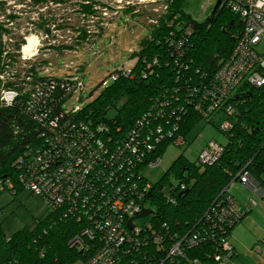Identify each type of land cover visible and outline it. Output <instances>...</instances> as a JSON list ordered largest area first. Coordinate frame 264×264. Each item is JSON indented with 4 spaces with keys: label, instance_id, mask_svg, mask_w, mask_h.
<instances>
[{
    "label": "trees",
    "instance_id": "1",
    "mask_svg": "<svg viewBox=\"0 0 264 264\" xmlns=\"http://www.w3.org/2000/svg\"><path fill=\"white\" fill-rule=\"evenodd\" d=\"M186 1L154 2H159L156 12L140 11L129 2L117 9L116 17L135 18L148 37L130 51L132 68L116 70L113 82H102L98 96L82 105L85 86L79 78L48 73L52 65L46 59L22 60L25 42L10 33L11 16L0 0V190L16 195L33 175L49 173L55 166L54 181L62 186L71 181L63 186V194L69 195L64 204L54 210L45 204L48 214L33 228L5 237L0 225L8 254L3 264H84L97 258L116 226L112 203L127 190L135 199L142 197V210L148 203L153 214L138 233L130 228L133 242L125 239L119 250L116 242L111 244L105 256L117 254L114 264H220L234 257L228 240L251 206H240L234 219L221 216V211L231 198L229 186L244 174L264 188V86L243 83L234 93L217 96L214 77L232 55L242 22L222 0L207 23L194 21L185 10ZM29 3L39 10L49 4L75 5L82 18L96 15L92 0ZM111 23L99 26L93 40ZM57 30L78 34L74 44L56 48L74 54L90 34L66 20ZM260 72L264 75L263 65ZM3 92L13 93V99L2 102ZM208 108L224 113L218 130L227 144L217 143L222 149L218 159L203 164L199 157L190 162L179 156L158 184L147 182L141 169L160 160L173 140L185 138ZM109 111L115 112L112 119H107ZM225 123L229 127L224 128ZM77 148L85 150V156L80 157ZM86 156L97 157L84 162ZM74 158L79 168L87 167L82 181L73 180ZM169 174L178 183L164 193ZM175 245L177 255L171 253Z\"/></svg>",
    "mask_w": 264,
    "mask_h": 264
},
{
    "label": "rangeland",
    "instance_id": "2",
    "mask_svg": "<svg viewBox=\"0 0 264 264\" xmlns=\"http://www.w3.org/2000/svg\"><path fill=\"white\" fill-rule=\"evenodd\" d=\"M1 1L5 4V13L7 12L11 16L8 21L10 22L9 31L12 32L13 37H22L25 43L27 38L34 41L30 55H24L21 51L22 60L46 59L52 65L47 70L48 73H54L53 75L57 78H79L85 86V92L81 99L82 105H86L104 89V86H100L102 82L109 85L113 82L112 74L116 70L132 68L133 62L129 60L130 51L137 50L141 40L148 37V30L135 18L123 14L116 17L117 9L125 8L126 2H129L128 4L131 6H140L142 8L140 11L154 9L153 11L156 12L155 10H159L157 7L159 2L152 3L160 0L144 2L140 0H92L96 4H89L94 6L92 11L96 15L93 17L88 15L85 18H82L75 5L55 6L49 4L47 8L39 10L30 4L29 0ZM217 1L187 0L185 10L194 21L205 22ZM99 4H103L107 8L104 9ZM144 5L145 7H143ZM72 10L75 12L73 13ZM140 19L145 21L144 18ZM65 20L66 24L69 22L76 28L80 26L90 32L84 44L81 43L84 46H78L80 49L75 54L56 49L60 46L74 44L78 36L71 30H57V25H63ZM80 20L83 21L80 22ZM111 20L112 23L103 35L98 40H93L98 27L103 28ZM46 31H48L47 36ZM92 40L96 42L90 47ZM256 49L259 54H264V40L259 43ZM262 59L264 67V57ZM56 60L58 61L55 63ZM90 94L92 97H88ZM114 116L115 112L109 111L107 119H112ZM209 117L211 118H199L191 124L188 133L183 138L185 144L182 147L173 143L167 145L157 165L141 169V175L147 182L152 185L158 184L179 156L193 162L210 141L222 146L227 144V138L218 130L224 121V113L212 111ZM261 180L264 182V173ZM177 183L173 180L172 174H169L168 181L164 184L162 191L168 192L170 186L176 187ZM228 191L233 192L240 203L248 204L250 202L251 207L250 212L241 220L240 224L236 225L229 237L228 244L234 248L235 253L233 258L227 260V264H264V250L258 254L260 248L264 249V198L260 199L255 192L250 193L249 188L238 181L231 183ZM240 193H245V196L240 198ZM144 210L153 211V208L145 203ZM47 214L45 203L29 194L26 189H22L16 195L6 190H0V225L5 237H10L13 233L24 228H33L36 222L44 220ZM149 219L150 217L136 219L133 221V225L139 229L141 226L148 225ZM257 249L258 252H256ZM7 258V251L0 240V264H3Z\"/></svg>",
    "mask_w": 264,
    "mask_h": 264
},
{
    "label": "built area",
    "instance_id": "3",
    "mask_svg": "<svg viewBox=\"0 0 264 264\" xmlns=\"http://www.w3.org/2000/svg\"><path fill=\"white\" fill-rule=\"evenodd\" d=\"M222 3L226 8H229L239 17L242 22L243 30L235 43L232 55L226 62L223 63L214 77V90L216 91L217 96L221 98L232 93L237 86L243 83L257 88L264 86V75L260 72V67L263 65V59L260 55H258L256 49L259 43L264 40V0H222ZM13 97V93L3 92L1 101L10 102ZM212 110L214 109L208 108L203 111L201 113L202 116H200L208 119ZM227 127H229V125L228 123H225L224 128ZM156 132H160V130L156 129ZM160 139H162V137H160ZM173 141V144L180 147L185 144L183 139H176ZM77 150L80 152V157H82L84 152H86L85 150H80L79 148H77ZM221 153L222 149L217 143L209 142L198 157L203 164H212L218 159ZM95 157L97 156H86L84 162L89 160V158L91 159ZM74 159L75 163H72V169L74 170L73 176H75V178L73 180L82 181L83 176L87 171V167L84 166L79 168L80 161L77 158ZM158 162L159 160L150 166L154 167L158 164ZM87 163H89V161ZM56 168L57 166L51 168L49 173L44 172L42 174L33 175L34 179L25 182L24 185L26 190L42 199L45 204L52 206V210L60 208L64 204V200H67L69 195L63 194L62 190L66 187L65 185L69 187V183L71 182H63V187L54 181L57 179L56 176L58 175V172L55 171ZM75 171L79 175H77ZM239 183L247 186L249 189L254 188L256 185V183L246 174L240 177ZM73 186L75 189L78 187L75 184H73ZM121 196L123 197L116 198L112 203V220H114L116 226L112 230L110 229V234L104 242L105 244L102 248L103 250L101 254H99L97 258H93L84 264H114L113 259L117 254L111 252L110 256H105L109 252L111 244L116 242L114 247L119 250L125 239L127 242L130 240L133 242L134 239L131 238V232L135 231L138 233V229L130 227V223L137 219L143 211V205L140 204V202H142V197H138L137 199L133 198L129 190H127V192L125 191V193ZM240 213V206L232 198H226V205L221 211V216H227V218L231 217L234 219V217L238 218ZM130 228H134V230L131 231ZM189 244L191 246L193 243L189 241ZM173 252L174 255L180 253L178 246L175 245L173 247L171 253ZM220 264L227 263L223 260Z\"/></svg>",
    "mask_w": 264,
    "mask_h": 264
},
{
    "label": "crops",
    "instance_id": "4",
    "mask_svg": "<svg viewBox=\"0 0 264 264\" xmlns=\"http://www.w3.org/2000/svg\"><path fill=\"white\" fill-rule=\"evenodd\" d=\"M210 142H213V141H210ZM216 143V142H215ZM207 146V145H206ZM229 192V191H228ZM249 192H255L257 193V195L260 197V199H263L264 198V188L263 187H258L257 188V185L254 186V188H251L249 189ZM229 194L231 195V198L241 207H250L249 206V203L248 204H243V203H240V201L235 197V194L232 192ZM243 196H245V193H240V198H242ZM249 200H252L251 198H249ZM260 251L258 252V249L256 250V252H258V254H260L264 249L260 248L259 249ZM257 254V253H256ZM244 264V263H243Z\"/></svg>",
    "mask_w": 264,
    "mask_h": 264
},
{
    "label": "bare ground",
    "instance_id": "5",
    "mask_svg": "<svg viewBox=\"0 0 264 264\" xmlns=\"http://www.w3.org/2000/svg\"><path fill=\"white\" fill-rule=\"evenodd\" d=\"M141 2H144V1H153V0H140ZM33 40L32 39H26V43L23 45L21 51L23 52V54H28L30 55V50L32 49V46H33Z\"/></svg>",
    "mask_w": 264,
    "mask_h": 264
},
{
    "label": "water",
    "instance_id": "6",
    "mask_svg": "<svg viewBox=\"0 0 264 264\" xmlns=\"http://www.w3.org/2000/svg\"><path fill=\"white\" fill-rule=\"evenodd\" d=\"M220 5V0H218L214 6V10L213 12H216L217 8L219 7ZM210 20V18H208L205 22L207 23L208 21ZM153 213L151 211H146V210H143L141 212V214L137 217V219H142V218H145V217H149L151 216Z\"/></svg>",
    "mask_w": 264,
    "mask_h": 264
},
{
    "label": "flooded vegetation",
    "instance_id": "7",
    "mask_svg": "<svg viewBox=\"0 0 264 264\" xmlns=\"http://www.w3.org/2000/svg\"><path fill=\"white\" fill-rule=\"evenodd\" d=\"M217 9H218V8H217ZM213 10H214V8L212 9L211 14H210V16H209L210 19H211V17H213V14H214ZM216 11H217V10H216Z\"/></svg>",
    "mask_w": 264,
    "mask_h": 264
}]
</instances>
